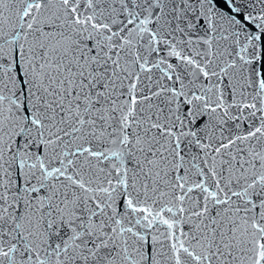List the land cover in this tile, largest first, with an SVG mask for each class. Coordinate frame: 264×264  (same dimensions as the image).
<instances>
[{
  "label": "snow or ice",
  "instance_id": "1",
  "mask_svg": "<svg viewBox=\"0 0 264 264\" xmlns=\"http://www.w3.org/2000/svg\"><path fill=\"white\" fill-rule=\"evenodd\" d=\"M0 264H264V0H0Z\"/></svg>",
  "mask_w": 264,
  "mask_h": 264
}]
</instances>
